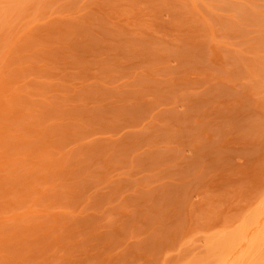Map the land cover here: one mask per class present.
<instances>
[{"label":"rangeland","instance_id":"374dc122","mask_svg":"<svg viewBox=\"0 0 264 264\" xmlns=\"http://www.w3.org/2000/svg\"><path fill=\"white\" fill-rule=\"evenodd\" d=\"M0 264H264V0H0Z\"/></svg>","mask_w":264,"mask_h":264}]
</instances>
